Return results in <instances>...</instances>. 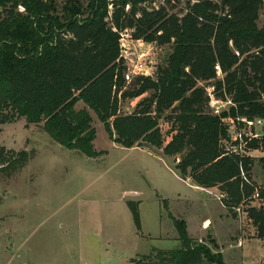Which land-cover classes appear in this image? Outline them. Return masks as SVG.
<instances>
[{
    "label": "trees",
    "instance_id": "obj_1",
    "mask_svg": "<svg viewBox=\"0 0 264 264\" xmlns=\"http://www.w3.org/2000/svg\"><path fill=\"white\" fill-rule=\"evenodd\" d=\"M149 1L65 0L58 6L55 0H0V123L24 118L41 124L58 144L96 157L104 151L94 148L92 110L111 141L161 149L174 158L180 178L216 187L224 195L221 205L232 216L240 207L256 237L264 239V206L248 204L256 188L257 199L264 200V187L253 183L247 154L264 149V136L242 135L239 150L230 131L264 118V22L257 24L264 0H196L182 14L165 5L149 8ZM127 29L134 39L172 45L164 66L128 85L119 46ZM209 80L211 91L199 84ZM147 91L132 112H120L121 100ZM211 95L228 107L212 110ZM78 102L83 106L77 108ZM161 119L170 123L168 139ZM31 156L0 145V173H14ZM259 161L264 166V156ZM126 204L139 230L138 202ZM162 204L180 245L151 248L137 264H225L221 252L213 251V238L212 246L198 243L166 199Z\"/></svg>",
    "mask_w": 264,
    "mask_h": 264
},
{
    "label": "rangeland",
    "instance_id": "obj_2",
    "mask_svg": "<svg viewBox=\"0 0 264 264\" xmlns=\"http://www.w3.org/2000/svg\"><path fill=\"white\" fill-rule=\"evenodd\" d=\"M55 1L60 6L65 0ZM194 1L150 0L147 5H165L169 12L182 14L187 2ZM263 22L264 3L258 26ZM131 31L124 30L120 35L122 53L135 60L145 51L143 59L154 66L155 73L165 65L172 45L141 38L144 42H132ZM129 59L125 58V68H131ZM135 76L142 75L132 73L125 84ZM211 83L212 80L199 82L208 91ZM149 93L121 100L120 112H132L135 104ZM228 105V101L211 95L212 110L220 111ZM82 106L81 102L76 105ZM89 113L95 128L94 148L104 151L96 157L58 144L41 124H26L24 118L0 123L1 146L32 154L21 169L10 175L0 173V264H133L151 248H177V231L163 207V199L175 217L185 220L188 234L198 243L212 246L208 241L210 233L223 244L225 264L264 262V239L256 237L246 212H236L235 224L243 228L241 244L235 234L234 239H229L235 225L232 214L220 204L217 190L201 189L184 181L174 169V158L163 155L159 148H125L114 143L96 114L92 110ZM162 121L160 126L168 139L170 123ZM250 128L255 136H264V118H255L250 127L246 124L240 130L248 132ZM234 129L232 125L230 131ZM247 154L253 158L251 179L262 189L264 166L259 158L264 156V149H252ZM128 200L138 202L139 230L126 204ZM248 204L264 206V200L251 197ZM219 248L218 245L213 251ZM200 264L214 263L202 260Z\"/></svg>",
    "mask_w": 264,
    "mask_h": 264
},
{
    "label": "built area",
    "instance_id": "obj_3",
    "mask_svg": "<svg viewBox=\"0 0 264 264\" xmlns=\"http://www.w3.org/2000/svg\"><path fill=\"white\" fill-rule=\"evenodd\" d=\"M122 34V33H121ZM130 41H142L144 42L143 40L141 39H129ZM122 45V44H121ZM119 46H120V41H119ZM131 53V52H129ZM120 55L122 56L123 58V65L125 66V58L128 57L130 58L129 60L131 61V68H124L123 70V78L125 81H128L132 78V73H135L136 75H152L154 73L153 69H154V66L150 63H147L145 62V60L143 59V57L145 56V51L141 52V54L139 56H137V58L134 60L133 57H129L127 56L126 54L122 53V48L120 46ZM133 58V59H132ZM244 120V119H243ZM247 124H248V127H250L251 124H253V121H247ZM235 128V127H234ZM244 129V128H243ZM235 131L231 132V137L233 139H238L240 141V145H239V150H242L241 149V141H242V135H246V136H251V135H254L252 132H251V129L248 131V132H243L241 131L240 129H234ZM241 175L244 179H246V177L244 176V172L241 171ZM222 197H224L223 194L219 193L218 195V200H220ZM251 197H259V191L258 189H254V192L252 193ZM234 210L237 212H242L240 207H235Z\"/></svg>",
    "mask_w": 264,
    "mask_h": 264
},
{
    "label": "crops",
    "instance_id": "obj_4",
    "mask_svg": "<svg viewBox=\"0 0 264 264\" xmlns=\"http://www.w3.org/2000/svg\"><path fill=\"white\" fill-rule=\"evenodd\" d=\"M184 180V179H183ZM184 181H186V182H189L192 186H195V187H199V188H201V189H203L204 187H200V186H197V185H195L194 183H192L190 180H184ZM209 188H212L213 190H217V188L216 187H209ZM209 188H206V189H209ZM218 191V190H217ZM220 202V201H219ZM221 204V203H220ZM223 207V206H222ZM224 208V207H223ZM225 209V208H224ZM221 216V215H220ZM226 217H228V216H226ZM229 218V217H228ZM231 220L234 222V225H235V228H234V231H233V233L230 235V238L229 239H234V236L235 235H237L238 237L240 236V234L243 232V228H242V226L241 225H239V224H235V222L236 221H238L237 220V214L235 215V216H231ZM183 219V218H182ZM208 221V219H206L205 220V222H207ZM208 235H210V237L211 238H213L214 239V241H215V244L218 246L219 245V251L221 252V249H222V247H223V244H221V243H218L217 241H216V238H214L210 233H207ZM235 234V235H234ZM189 235V234H188ZM190 236V235H189ZM191 238H193L192 236H190ZM202 237V236H201ZM201 237H197V238H201ZM194 240H195V238H193ZM228 239V240H229ZM243 238L242 237H239V241L241 242V244H242V242H243ZM180 245V244H179ZM179 245H178V247H179ZM222 253V252H221ZM223 256V255H222ZM133 263V262H132ZM133 264H136V263H133Z\"/></svg>",
    "mask_w": 264,
    "mask_h": 264
}]
</instances>
